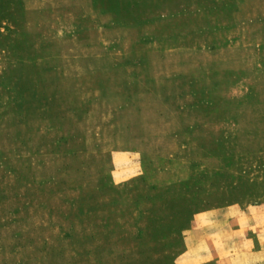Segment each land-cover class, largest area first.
Returning a JSON list of instances; mask_svg holds the SVG:
<instances>
[{
    "label": "rangeland",
    "instance_id": "obj_1",
    "mask_svg": "<svg viewBox=\"0 0 264 264\" xmlns=\"http://www.w3.org/2000/svg\"><path fill=\"white\" fill-rule=\"evenodd\" d=\"M233 216L264 238V0H0V264H177Z\"/></svg>",
    "mask_w": 264,
    "mask_h": 264
},
{
    "label": "crops",
    "instance_id": "obj_2",
    "mask_svg": "<svg viewBox=\"0 0 264 264\" xmlns=\"http://www.w3.org/2000/svg\"><path fill=\"white\" fill-rule=\"evenodd\" d=\"M241 220L233 216L220 228L210 231L192 224L186 233L187 245L177 258V264H264V243H261L264 238L252 236L251 227ZM252 230L256 232V229Z\"/></svg>",
    "mask_w": 264,
    "mask_h": 264
}]
</instances>
